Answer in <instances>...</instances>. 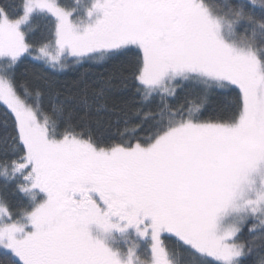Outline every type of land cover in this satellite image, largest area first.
I'll use <instances>...</instances> for the list:
<instances>
[{"label":"snow or ice","instance_id":"snow-or-ice-1","mask_svg":"<svg viewBox=\"0 0 264 264\" xmlns=\"http://www.w3.org/2000/svg\"><path fill=\"white\" fill-rule=\"evenodd\" d=\"M0 109V264H264V0L0 3Z\"/></svg>","mask_w":264,"mask_h":264},{"label":"trees","instance_id":"trees-1","mask_svg":"<svg viewBox=\"0 0 264 264\" xmlns=\"http://www.w3.org/2000/svg\"><path fill=\"white\" fill-rule=\"evenodd\" d=\"M14 0H0V3L9 4ZM36 40H40L42 34L37 31L35 34ZM114 71L113 65H106L104 63L97 62H85L82 64H69L67 69L64 71H57L47 68L41 62L33 61L30 58L25 59L24 63L21 64L17 69L19 76H26L28 78H34L36 75L45 76L54 81L56 90L60 92H67L74 90L79 81L87 80L90 83L98 81L101 77L108 76ZM120 97L117 96V99ZM231 101V97L227 95H214L210 98L207 111L208 114L223 110L227 108ZM111 105L108 109H101L96 111L92 110L88 116V121L92 124V127L96 129L98 134L107 136L116 126L117 120L122 119L121 114L110 110ZM85 115L83 110H78L76 119ZM4 120L3 110L0 109V125ZM3 135V129L0 127V136ZM247 235V232H245Z\"/></svg>","mask_w":264,"mask_h":264},{"label":"rangeland","instance_id":"rangeland-1","mask_svg":"<svg viewBox=\"0 0 264 264\" xmlns=\"http://www.w3.org/2000/svg\"><path fill=\"white\" fill-rule=\"evenodd\" d=\"M62 2L63 3H65V4H68V5H70V4H72L73 3V0H62ZM13 3V2H12ZM10 4V3H9ZM37 25H38V27H37V29H36V31L32 34V39L34 40V42H36V43H40V42H42L43 41V39H44V37L46 36V22L43 20V19H39V20H37ZM37 31H39V33H41L42 34V37L43 38H41V41L40 40H36V38H35V33L37 32ZM30 59H32V58H30ZM33 60V59H32ZM33 61H35V60H33ZM37 62V61H36ZM68 67V66H67ZM67 67H65L63 70H57V71H64L65 69H67ZM0 184H2V181H0Z\"/></svg>","mask_w":264,"mask_h":264}]
</instances>
